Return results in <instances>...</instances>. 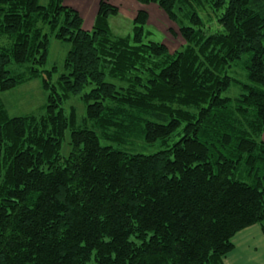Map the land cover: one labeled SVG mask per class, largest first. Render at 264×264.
Masks as SVG:
<instances>
[{"label": "trees", "instance_id": "1", "mask_svg": "<svg viewBox=\"0 0 264 264\" xmlns=\"http://www.w3.org/2000/svg\"><path fill=\"white\" fill-rule=\"evenodd\" d=\"M137 2L180 48L152 39L145 8L116 36L111 0L91 29L65 0H0V264H226L238 232L264 234V0ZM51 35L71 43L56 83ZM245 55L251 83L228 74ZM37 77L44 111L11 117L1 94Z\"/></svg>", "mask_w": 264, "mask_h": 264}, {"label": "rangeland", "instance_id": "2", "mask_svg": "<svg viewBox=\"0 0 264 264\" xmlns=\"http://www.w3.org/2000/svg\"><path fill=\"white\" fill-rule=\"evenodd\" d=\"M66 4H77L79 11L84 19V27L91 29L96 19V12H93V0H65ZM113 2V0H111ZM121 3V10L117 16L110 19V27L114 35L127 36L133 33V16L131 11L135 10L134 0H115ZM145 7V6H144ZM150 12V21L147 29L151 32L152 39L165 43L171 51H175L184 43L181 38L176 25L169 20L166 13L154 4L148 5ZM96 11V10H95ZM50 47L47 64L41 67L42 70H52L57 67V72H53L51 81L56 83L59 76L65 72L64 63L68 52L71 49V43L57 40L53 35L50 36ZM249 55L243 56L241 60L233 64L228 74L242 83H251L247 71L245 69V62L248 60ZM13 68L18 71H23L25 67L13 65ZM46 76V73H44ZM242 93V87L238 83H233L229 90L223 96L236 98ZM2 102L4 103L9 115L11 117L26 116V115H40L47 103V92L42 87V78L37 77L33 80L20 85L14 90L7 91L1 94ZM63 107L67 114L70 113L72 108L76 109L77 113V126H84L85 118L87 115L86 104L83 102L81 96H71L68 98ZM87 126H91V122H87ZM70 131L66 132V138L63 143L62 154L67 156L70 151L69 143ZM261 140L264 141V131L261 135ZM102 144H112L111 141L102 139ZM131 145V144H130ZM126 149L128 146L125 147ZM161 147L150 146L143 140L137 139L135 146L130 147V151L139 152L144 154H151L159 150Z\"/></svg>", "mask_w": 264, "mask_h": 264}, {"label": "crops", "instance_id": "3", "mask_svg": "<svg viewBox=\"0 0 264 264\" xmlns=\"http://www.w3.org/2000/svg\"><path fill=\"white\" fill-rule=\"evenodd\" d=\"M99 2L100 0H93V7L91 8L93 12H96V15L98 12ZM113 2L119 5L121 10V3L115 0H113ZM69 5L79 11L77 4L69 3ZM134 6H137L136 9L130 12L131 17L133 16V18L140 9L145 8L148 11V7H144V5L139 4L137 0H134ZM233 244V250L225 257L226 264H264V234L261 226L253 225L238 232L233 237Z\"/></svg>", "mask_w": 264, "mask_h": 264}]
</instances>
